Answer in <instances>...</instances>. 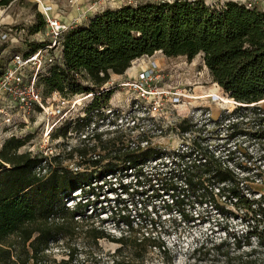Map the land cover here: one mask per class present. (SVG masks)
Segmentation results:
<instances>
[{"label": "trees", "instance_id": "1", "mask_svg": "<svg viewBox=\"0 0 264 264\" xmlns=\"http://www.w3.org/2000/svg\"><path fill=\"white\" fill-rule=\"evenodd\" d=\"M12 1L0 0V7ZM36 19L33 33L45 27L42 14L37 13ZM58 42L60 59L37 79L43 95L58 90L67 97L94 96L83 109L84 117L54 128L52 140L68 138L73 125L89 129L94 118L103 117L102 109L113 90L100 92L101 88L111 81V74H124L134 60L156 52L165 57L184 56L189 61L201 55L213 82L239 104L220 122L230 132L240 129L239 133L249 135L257 146L256 155L247 158L250 166L232 162L200 136L205 124L198 126L190 118L177 125L180 135L199 134L168 151L148 143L143 148L141 136L132 139L121 133L105 138L113 130L97 131L95 126L66 156L20 152L29 136H10L0 147V264H48L45 251L49 243L55 235L67 234L60 212H68L66 200L72 198V192L89 186L86 182L92 173L99 174L95 178L112 174V163H123L124 170H130L137 181L144 176L142 169L148 160L160 166L158 172L147 173L149 178L165 173L174 182L172 188L163 189L172 190L171 196L181 188L193 200L206 201L218 211L224 207L221 202L243 211L244 233L197 240L187 264H264V196H253L250 186L255 176L264 173V110L258 106L264 100V11L236 1L220 6L208 5L205 0L144 2L97 12L86 24L65 30ZM48 43L32 41L21 54L27 56ZM91 141L94 143L89 145ZM73 156L93 170L72 171L63 166V161ZM77 211L72 210V216ZM127 226L130 228L129 222ZM86 232L95 239L106 237L103 231ZM112 241L120 244L116 253L130 249L134 260L154 248L162 254L163 264L172 262L164 244L148 232H129ZM134 260L121 258L115 264H132ZM61 262L70 264L71 260Z\"/></svg>", "mask_w": 264, "mask_h": 264}, {"label": "rangeland", "instance_id": "2", "mask_svg": "<svg viewBox=\"0 0 264 264\" xmlns=\"http://www.w3.org/2000/svg\"><path fill=\"white\" fill-rule=\"evenodd\" d=\"M62 1V0H61ZM92 0H88L90 3ZM227 1L244 3L247 0H205L208 5H223ZM58 0H13L7 7H0V69L15 53H22L28 48L32 41L50 40V35L43 28L41 31L33 33L31 26L37 22L36 14L43 15V7L51 8L60 12L65 6ZM67 3V2H66ZM258 9L264 10V0H255ZM42 12V13H41ZM69 29V28H68ZM7 36L4 38L3 34ZM156 60L160 65V78L155 85L166 91L167 96L164 102V111L169 116L172 125L167 126V120L162 118L164 128L161 133L151 130V127L143 126V136L147 138L148 145L160 150H176L183 144L189 143V138L199 133L185 134L181 136L176 128L178 122L183 118H190L198 122V126L204 125V130L200 136L210 144L217 152L229 156L232 162L242 166H250L247 158L255 154L256 144H253L250 136L239 133L240 129L228 131L224 122H220L224 114L234 110L238 103L230 99L228 95L213 82L212 77L203 65L202 57L197 55L191 61L184 56L165 57L159 52L151 57H145L137 61L140 66H146L149 60ZM137 71V64H133ZM28 69L23 73L28 74ZM136 72L122 78L113 77L111 82L120 83L124 79L132 78ZM181 92L182 101L176 107L169 102V92ZM219 97V100L215 96ZM132 93L126 89L117 88L110 96L107 107L121 108L126 107L132 97ZM78 96L71 98L68 104H59L62 111L70 108V112L63 115L64 118L73 119L83 116V108L89 100L82 101V105L73 106V101ZM264 110V100L258 103ZM11 116L13 125L0 134V147L3 142L11 135L16 137L29 136L28 141L19 149L20 152L29 151L32 154L43 153L48 156L61 154L66 156L67 152L80 144L81 139L97 128V131H106L112 128L111 124L104 120L93 119V124L88 128L71 126L68 138L59 137L50 139L46 144L43 138L46 130L56 123L55 129L63 122L57 118L47 117L43 112L35 111L24 114L12 107L7 110ZM175 115V121L171 119ZM133 116L139 113L133 112ZM125 115L121 122L119 131H108L105 138L117 136L121 133L132 139H137V130H128L127 124L130 121ZM127 118V120H125ZM178 118V122H177ZM113 123L119 124V118H109ZM57 120L59 122H57ZM220 122L216 124L217 122ZM98 123V124H97ZM84 124V123H82ZM5 128V127H4ZM126 128V129H124ZM151 128V129H150ZM52 132V131H51ZM50 132V134H51ZM141 136V135H140ZM186 138H188L186 140ZM91 141L89 145H92ZM130 143L125 142V145ZM146 146V145H145ZM143 146V148L145 147ZM97 149L95 153H98ZM256 155V154H255ZM83 160L73 156L72 159L63 161V166L74 171L90 172L93 167ZM84 162V161H83ZM106 160L100 166L106 164ZM259 163V162H257ZM247 164V165H246ZM253 166V165H251ZM160 167L156 161L148 160L143 167L144 176L134 178L124 170L123 163H112L109 168L112 174L104 178H95L99 174L92 173L90 180L82 191L72 192V198L66 200L69 206L68 212H60L65 223L66 235H55L49 243L46 252L48 264H63L62 260H71L70 264H115L116 260L124 258L134 260V255L130 249H124L116 253L120 244L112 240L129 232H148L156 236L159 242L172 255L171 264H187L189 254L195 246L197 240L205 241L209 239H223L230 236L241 235L246 230V224L241 221L242 210L230 203L222 204L223 209L217 210L208 202H197L189 197L181 188L163 191L165 186L172 188L174 182L167 179L165 173L156 174L149 178V171H157ZM99 170V169H97ZM140 182V183H138ZM252 195L264 196V173L254 177L250 183ZM165 190V189H164ZM78 210L77 215L72 216V210ZM130 223L128 228L127 223ZM132 228V231L129 229ZM95 229L103 231L106 237L95 239L86 230ZM139 234V233H138ZM132 264H163L162 254L158 249H151L141 256L135 257Z\"/></svg>", "mask_w": 264, "mask_h": 264}, {"label": "built area", "instance_id": "3", "mask_svg": "<svg viewBox=\"0 0 264 264\" xmlns=\"http://www.w3.org/2000/svg\"><path fill=\"white\" fill-rule=\"evenodd\" d=\"M173 1L175 0H92L89 3V9L100 12L111 7L108 5L110 2L117 3L119 6H135L144 2L159 4ZM66 2L71 6L77 5V0H66ZM244 4L248 8L257 7L255 0H247ZM50 9L51 6H46L43 12L45 20L44 28L50 35L49 43L27 56L21 53L13 54L10 60L0 69V134L7 132L6 129L13 125L11 116L7 113V110L11 107L24 114L35 111L43 112L47 117L57 118L59 121L63 119L61 123H64L65 121H76L78 118H83L84 111L81 117L75 119L72 117L64 118L63 115L69 113L71 110L68 108L62 111L61 108H59V104H68L71 98L78 96V99L73 101V106L76 104L82 105V101L89 100L90 102L94 96L93 93H87L67 97L58 90H54L48 96H44L42 89L37 85L38 76L60 59L58 38L68 28L58 17H52L46 14V11ZM6 36L7 34L4 33L3 37L5 38ZM139 60L140 59L134 62V64L138 65L136 66L137 71L135 76L124 79V81L120 83H113L111 82L113 80H111L101 88L100 92L109 90L114 91L120 87L126 89L127 93L131 92L133 95L129 103L126 104V107L112 108L106 106L102 109L104 116L98 119V121L102 123L106 120L111 124L114 130L120 129V127H122L121 122L124 120L125 115H127L130 121V124L129 122L127 124V129L138 131V135H141V138L144 140L140 143L143 147L148 143L147 138L143 136L145 133L139 132L143 131L144 125L151 127L152 129H150L157 133H161L164 127L159 124L163 123L161 121L163 117L167 120V126L172 124L169 122V116H166L167 112L164 111V102L167 93L155 85V82L161 76L159 63L153 59L149 60L146 66L142 67L140 66L141 63H137ZM25 69L29 71L28 76L23 73ZM169 94L171 95L169 102L173 107L181 103L183 97L181 92H169ZM133 112L139 113V116H133ZM110 117L119 118V124L113 123V121L111 122L109 119ZM127 118L125 120H127ZM171 119L175 121L174 114L171 116ZM58 120L57 122H59ZM55 125L56 123L46 130L43 135L46 144L51 139L50 132L53 131Z\"/></svg>", "mask_w": 264, "mask_h": 264}, {"label": "crops", "instance_id": "4", "mask_svg": "<svg viewBox=\"0 0 264 264\" xmlns=\"http://www.w3.org/2000/svg\"><path fill=\"white\" fill-rule=\"evenodd\" d=\"M58 1L63 2L62 4L65 7L61 9L60 12H56L51 8L50 10L46 11V14L48 16L58 17L63 23H65L68 26V28H71L78 24H86L88 20L92 18L98 12V11L89 9L88 0H77V5H72V6L66 3V0H62V1L58 0ZM108 5L111 6L109 7L110 9H116L120 7L117 3H114V2H110L108 3ZM43 12H44V7H43ZM145 57H148V56H142L138 59H144ZM136 60L132 62V66L129 67L125 71L124 74L122 75L111 74V80L113 77H117L120 79L126 75L134 74V72H136V69L134 68L133 64Z\"/></svg>", "mask_w": 264, "mask_h": 264}, {"label": "bare ground", "instance_id": "5", "mask_svg": "<svg viewBox=\"0 0 264 264\" xmlns=\"http://www.w3.org/2000/svg\"><path fill=\"white\" fill-rule=\"evenodd\" d=\"M211 96H215L217 100H219V97H217L216 94H212Z\"/></svg>", "mask_w": 264, "mask_h": 264}, {"label": "water", "instance_id": "6", "mask_svg": "<svg viewBox=\"0 0 264 264\" xmlns=\"http://www.w3.org/2000/svg\"><path fill=\"white\" fill-rule=\"evenodd\" d=\"M239 105V104H238Z\"/></svg>", "mask_w": 264, "mask_h": 264}]
</instances>
